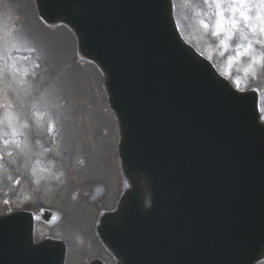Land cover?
Segmentation results:
<instances>
[{
  "label": "water",
  "instance_id": "1",
  "mask_svg": "<svg viewBox=\"0 0 264 264\" xmlns=\"http://www.w3.org/2000/svg\"><path fill=\"white\" fill-rule=\"evenodd\" d=\"M57 1L81 20L88 16L103 45L116 50L127 132L147 168L135 175L156 198L151 194L156 224L143 227L144 262L241 264L244 256L264 253V126L254 96L232 91L182 43L170 0ZM171 135L179 152L169 145ZM135 199L142 210L135 190L125 208ZM6 241L28 260L22 247ZM50 246L28 248L38 253Z\"/></svg>",
  "mask_w": 264,
  "mask_h": 264
},
{
  "label": "rangeland",
  "instance_id": "2",
  "mask_svg": "<svg viewBox=\"0 0 264 264\" xmlns=\"http://www.w3.org/2000/svg\"><path fill=\"white\" fill-rule=\"evenodd\" d=\"M211 1L177 0L180 33L200 53L210 59L220 73L227 76L240 89L259 90L261 95L259 112L262 115L261 120L264 122V0H258L255 3L257 5L246 13L240 12L230 15V17L237 20L230 19L233 24L232 31L236 35L234 30L236 25L239 37L230 32L232 38H228L227 33V39L223 41L222 45L218 43V39L227 30H214L215 40L212 41L207 35L209 30L201 32L198 26L194 24L199 15L207 13L208 7L209 10L212 9L211 13L217 16L213 9H217L218 12V6L211 4L212 8L209 3ZM245 2L253 4V0H236L239 6H243ZM32 22H34L35 28L31 27ZM51 30L55 29L44 27V24L38 18L32 0H0V215L10 210L8 204L13 201H22L18 204V207L31 204L32 209L36 211L40 207L49 208L51 204L60 209L63 201L60 198L61 193L65 190L67 196L70 197L75 194V191H67L66 188L73 190L74 187H77L73 185L69 187L66 182L61 181L66 178V172H64L66 169L56 167L54 160L49 157L47 158L50 161L41 155L37 156L39 153L36 151L42 141L49 135V125L51 126L50 135L59 133L57 140H55L57 150L62 144V148L72 150L74 145L69 143L72 137L67 135L65 128L68 122L67 118L73 121V125L78 122L77 116L73 119L68 117L69 109H72L73 105H66L67 109L64 110L62 98L65 94L61 92L58 97H55L50 83L44 80L45 74L53 69V66L49 64L52 53L56 54V48L53 45L55 40ZM8 50L23 54L25 66L30 67L28 69L31 70L34 79H38L37 81L29 82L25 76L21 80L14 77L15 66L13 64L17 67L22 64L19 62H9L13 63L9 64L7 57L12 61H15V59H13L12 54H5ZM42 59H45L47 63ZM68 68L70 76L71 67ZM8 69H12L10 78L5 74ZM16 77H19V75L16 74ZM78 86V88L67 89L68 100L78 104L84 101L87 102L89 93L83 85ZM55 91H58V89ZM43 102L45 109L39 111V104ZM32 109H37L39 114H37L38 111L34 112ZM100 109L103 110L102 105ZM44 111H46L45 116H42ZM30 113L36 115V118ZM105 122L107 125L110 124L108 116ZM108 143L112 146V135H109ZM112 147L116 151H114L116 154L114 163L117 171L121 174L117 147ZM76 154L79 155L78 152ZM38 158L45 159L49 163L46 170L43 171L44 176L39 179L47 184L51 183L49 185L50 189H47V186L43 190L37 189V186L33 185L30 179V175L33 174V161L34 159L38 160ZM71 165L73 166V164ZM64 166L67 168L65 163ZM86 168L89 167L83 165L84 171ZM67 177L76 179L75 169H71ZM92 177L94 175L90 174L88 180ZM86 179L87 173H84L80 180L86 181ZM120 179L119 185H115L113 191L107 185L108 188L100 199L104 196V201L108 200V204L100 210H93L94 218L96 211H98V215L102 210L112 209L116 205L124 190L122 177ZM52 185L54 189L51 190ZM88 193L89 191L86 192V195ZM45 198L49 199L48 202L45 201ZM97 204H100V201ZM39 229L40 227H37L39 238H43L47 234H59L57 226L51 232L48 229L45 233H39ZM39 238L36 237L37 240Z\"/></svg>",
  "mask_w": 264,
  "mask_h": 264
},
{
  "label": "bare ground",
  "instance_id": "3",
  "mask_svg": "<svg viewBox=\"0 0 264 264\" xmlns=\"http://www.w3.org/2000/svg\"><path fill=\"white\" fill-rule=\"evenodd\" d=\"M54 88V92L57 91ZM71 122L68 121V125ZM100 185L94 186L93 191L100 190ZM86 206H91V203L87 200L79 198L75 204L69 205L67 202L62 201L61 208L63 209L61 231L65 233H76L79 238L84 241L85 245L79 249L80 255H86L88 253H98V246L94 241V235L88 230L92 223V219L89 214L85 212Z\"/></svg>",
  "mask_w": 264,
  "mask_h": 264
}]
</instances>
